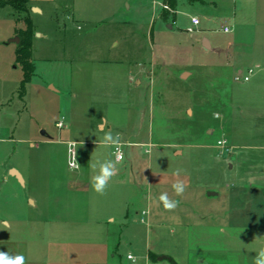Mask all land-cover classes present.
Here are the masks:
<instances>
[{
	"label": "rangeland",
	"instance_id": "obj_1",
	"mask_svg": "<svg viewBox=\"0 0 264 264\" xmlns=\"http://www.w3.org/2000/svg\"><path fill=\"white\" fill-rule=\"evenodd\" d=\"M70 1L29 0L43 10L31 8L29 16L46 39L34 34L35 72L23 95L10 41L25 26L22 15L0 8V252L23 255L25 264H133L129 252L146 264L148 251L151 264H254L264 247V36L243 30L258 42L233 51L251 50L237 66L254 74L236 83L235 63L204 52L199 39L204 28L219 48L235 38L238 31H221L230 27L233 0H183L174 24L162 0L168 9L156 2L155 12H144L150 26L136 24L134 9L151 0H74L93 23L64 36ZM255 13L264 14L262 0L236 16L248 15L249 23ZM96 17L122 25H100ZM113 40L119 45L109 50ZM108 131L120 134L124 160L101 195L91 178L99 162L115 160L114 148L100 144ZM70 141L77 170L68 167ZM177 179L186 184L180 196L172 188ZM165 192L179 201L173 211L159 202Z\"/></svg>",
	"mask_w": 264,
	"mask_h": 264
},
{
	"label": "crops",
	"instance_id": "obj_2",
	"mask_svg": "<svg viewBox=\"0 0 264 264\" xmlns=\"http://www.w3.org/2000/svg\"><path fill=\"white\" fill-rule=\"evenodd\" d=\"M138 1V0H137ZM148 1V0H147ZM182 1L183 0H174V6L171 8L172 10H171V12H172V14H171V17H172V19H173V24L176 22V19H177V14L180 12L179 11V8H181L180 6L182 5V4H184V5H186V3H182ZM200 1H203V0H200ZM257 2V0H241V2L240 1H238V0H233V5H234V9H233V12H232V15H231V17L228 19V21H230V27H228V26H224V27H227V28H229L230 30H231V33H233V31L234 30H236V31H238V34H236L235 35V38H233L232 40H231V42H229L228 44H227V46L225 47V48H219V47H217V45L215 44V42L214 41H212L211 39H207L208 40V42H209V45H210V50H209V52H216L217 54H224L225 56H226V59H227V61H229V60H232L234 63H235V67H237L236 69H235V73H239V72H241V73H243V74H245V73H247V71L248 70H252L253 71V73H252V75L250 76V78H249V81L248 82H250V79H251V77L253 76V74H254V70L253 69H248L246 72H244L243 70H241L237 65H241V64H243V63H245L244 62V59L245 60H247L248 61V59H249V57H245V56H249V53H250V51H243V53L241 52V54L240 55H238V54H236V53H234V49H235V47L238 45V46H242V48L244 49V48H249V45H250V47H253V44L254 43H257L258 42V40H255V38H249L248 36H246V35H244L242 32H244L243 30H247L248 28H252V30H255V32L254 33H256L255 35L256 36H258V39H260V36L261 35H263L264 36V14H261V13H255V14H253L252 15V17H251V19H250V21H249V23L247 22V17H248V15H245V14H241V15H239L240 17H238V16H236L237 15V13L239 12V11H242V8H243V6H244V4H247V3H251V2ZM141 2V1H140ZM139 2V3H140ZM156 2H158L159 3V5H162V3H168V0H164V2L162 1V0H160V1H157V0H151V3H148V4H146L147 5V7L145 6V7H141V6H139V7H137V2H135L134 4H135V14H136V24H139V26L141 25H143V24H145V20H144V18H143V15H144V12L146 11V14H145V18H147L148 17V15L150 14V13H153V12H155L156 11V8H154V3H156ZM204 2V1H203ZM262 2H264V0H262ZM205 3V5L207 4L206 2H204ZM86 4H88V3H86ZM187 4H189V0H188V3ZM191 4V3H190ZM66 6H65V8L67 9V8H69L70 9V12H67L68 14L66 15V17L67 18H69L70 19V21H71V23H66L65 21V24H64V28H63V34H64V36L66 35V36H71V31H73V30H76V31H80L81 30V28H80V25L82 24H86L87 26H89V25H91L93 22H91L90 21V19H91V17H89V16H82L80 13H79V11H78V8H77V6L75 5V1L74 0H71L69 3L67 2V4H65ZM158 5V6H159ZM164 5H166V4H164ZM169 5V4H168ZM213 5H215L214 3H213ZM30 7V9L31 8H36L34 5H30L29 6ZM88 7V6H87ZM215 7H216V5H215ZM90 8V7H89ZM92 8V7H91ZM126 10L127 9H129V10H131L132 8H131V6H129V5H126ZM154 8V9H153ZM170 8V7H169ZM37 10H38V13L40 14V15H42L43 14V10L42 9H39V8H36ZM150 9V13H149V10ZM57 10V9H56ZM90 10H92V9H90ZM99 11L101 10H103V8L101 7V9H98ZM119 10V9H118ZM153 10V11H152ZM141 13H143V14H141ZM163 11L160 13V16H161V18H163ZM37 14V13H36ZM92 14V13H91ZM142 15V16H141ZM155 16H157V14H154V18H155ZM238 17V18H237ZM97 18V17H96ZM161 18H159V17H156V20H161ZM227 18V17H226ZM226 18H224V17H222L220 20H222V21H225V19ZM97 19H100V20H98L99 21V24L100 25H102V24H104V26H115L116 24H117V26L120 28L121 27V22L119 21L118 23H113V22H105L106 21V19H104V20H101V18H97ZM149 19V18H148ZM198 19V18H197ZM62 20H63V18H62ZM107 20H108V18H107ZM120 20V19H119ZM141 20H143V21H141ZM152 20H153V18H150V20H148L149 21V26H150V24H151V22H152ZM199 20V19H198ZM96 21V20H95ZM147 21V22H148ZM162 21V20H161ZM101 22V23H100ZM146 22V23H147ZM191 23V22H190ZM199 24H200V21H199ZM198 24V25H199ZM148 26V27H149ZM168 27H171L170 25H168ZM223 27V28H224ZM234 29V30H233ZM207 30L204 28V29H200V43L202 42V40L203 39H205L203 36H205V35H203V34H205V32H206ZM253 32V31H252ZM36 34V40H43V39H46V35L44 34V33H41V32H37V33H35ZM253 35V34H252ZM254 35V36H255ZM72 37H74V36H72ZM77 37V36H76ZM35 38V37H34ZM78 38H79V36H78ZM76 38H73L72 39V41H74ZM119 45V42H117V41H114L113 40V42H112V44L110 45V47H109V50H111V49H113V48H115V47H117ZM16 50V49H15ZM15 50H14V62H15ZM203 50V49H202ZM205 52V51H204ZM243 54V55H242ZM250 60V59H249ZM253 61V64H255L256 66H255V68H257L258 66H259V62L260 61H258V60H256V59H254V60H252ZM33 66H34V72H35V64L33 63ZM33 72V73H34ZM234 77H235V75H234ZM132 80V79H131ZM131 80H129V82L131 81ZM248 82H245V83H248ZM47 86H49V90L50 91H52V92H58L57 90H55V88H54V86L53 85H51V84H47ZM4 110V102H0V111H3ZM103 128H104V126H103ZM43 136H45V135H43ZM65 143H69V142H65ZM117 174V173H116ZM115 174V175H116ZM73 185H75L76 187H78L77 185H80V189H82V190H84V191H86V190H88V188H89V184H78V182H74L73 183ZM79 188V187H78ZM108 222L107 223H113V221H114V219L113 218H111V217H109L108 218V220H107ZM100 228H101V230H102V234L103 233H106V235L108 234V227H107V225H106V227H103V225H100ZM105 231V232H104ZM148 254H150V252L148 251V253H147V257H146V260H147V263L146 264H151L150 263V260H149V258H148ZM155 255V254H154ZM165 260V259H164ZM167 260H168V262H171V260L169 259V258H167ZM131 261V260H130ZM157 261L159 262L160 260H158V258H157ZM199 263H201L202 264V262H199Z\"/></svg>",
	"mask_w": 264,
	"mask_h": 264
},
{
	"label": "clouds",
	"instance_id": "obj_3",
	"mask_svg": "<svg viewBox=\"0 0 264 264\" xmlns=\"http://www.w3.org/2000/svg\"><path fill=\"white\" fill-rule=\"evenodd\" d=\"M192 19L193 23L198 24V20L195 17H193ZM225 31H227V29H225ZM248 79L249 77H245L246 82ZM100 130L103 131V124L100 125ZM226 143V140H220L218 141V146L222 147ZM100 144L104 147H112L115 149V151L113 152L115 160H105L103 162H99L98 172L91 178V187L95 190V192L103 195L109 181L118 171L117 165L123 162L124 153L122 151L123 142L119 133L113 135L111 131L105 132L102 139L100 140ZM76 149L77 143L75 141H70L68 144V153L70 156L69 167L71 169H79L80 167L76 159ZM92 167L96 169L97 164H93ZM181 171L182 170L178 168L173 172V175L179 177ZM172 188L175 194L177 196H180L184 193L186 184L184 181L177 179L172 184ZM158 199L159 202L162 203L163 208L166 211H173L176 207L179 206V201L170 199L166 192L161 193ZM145 214H147V210L145 211ZM127 259L133 261V264H135L136 262V257L133 256L131 252L127 254ZM253 259L254 264H264V247H261L257 251ZM0 264H25V257L23 255L12 256L7 252H0Z\"/></svg>",
	"mask_w": 264,
	"mask_h": 264
},
{
	"label": "trees",
	"instance_id": "obj_4",
	"mask_svg": "<svg viewBox=\"0 0 264 264\" xmlns=\"http://www.w3.org/2000/svg\"><path fill=\"white\" fill-rule=\"evenodd\" d=\"M169 7L174 6V0H168ZM9 7L15 13L22 15L24 23V29L16 30L19 43L15 50V63L20 66L22 71V79L19 84V94L25 93V86L30 82L34 72V66L32 63V42L34 39V26L29 16V0H0V8ZM168 13H163V18L167 17ZM148 258L151 261L155 260V257L148 254Z\"/></svg>",
	"mask_w": 264,
	"mask_h": 264
},
{
	"label": "built area",
	"instance_id": "obj_5",
	"mask_svg": "<svg viewBox=\"0 0 264 264\" xmlns=\"http://www.w3.org/2000/svg\"><path fill=\"white\" fill-rule=\"evenodd\" d=\"M160 6H161V5H160ZM162 8H164V9H168L167 6H165V5H162ZM192 18H193V17H192ZM192 18L190 19L191 25H192L193 27L198 26V24H199V20L196 18V19L198 20V24H195V23H193V19H192ZM225 29H227V31H225ZM221 31H222L223 33H225V34L231 32V30H230L229 28H227V27L222 28ZM252 73H253L252 70H248L247 73H245V74H243V73H241V72L236 73V74H235V77H234V82H236V83H245V82H246V81H245V77H249V78H250V76L252 75ZM248 81H249V79L247 80V82H248ZM56 127H57L58 129H63V128L65 127L63 121H59V122H57V123H56ZM68 144H69V143H67V146H68ZM217 146H218V143H217ZM218 148H225V144H224L222 147L218 146ZM114 151H115V149H114ZM67 153H68V150H67ZM69 159H70V156H69V153H68V167H69ZM114 159H115V158H114ZM69 169H71V168L69 167ZM71 170H77V169H71Z\"/></svg>",
	"mask_w": 264,
	"mask_h": 264
},
{
	"label": "water",
	"instance_id": "obj_6",
	"mask_svg": "<svg viewBox=\"0 0 264 264\" xmlns=\"http://www.w3.org/2000/svg\"><path fill=\"white\" fill-rule=\"evenodd\" d=\"M33 12L34 13H38V10L36 8H33ZM10 42H14V43L18 44L19 43V39L18 38H15V39L11 40ZM201 47H202L203 51H205V52H207V51L210 50V45H209V42H208L207 39H203L202 40ZM41 134L42 135H45L43 132ZM10 175H12L13 177H15L19 182L22 183V178H21V176L19 175V173L17 171H15L13 169L10 170ZM208 195L209 196H212V195H214V193H209ZM163 259L167 260V257H159L158 258V260H160V261L163 260Z\"/></svg>",
	"mask_w": 264,
	"mask_h": 264
}]
</instances>
